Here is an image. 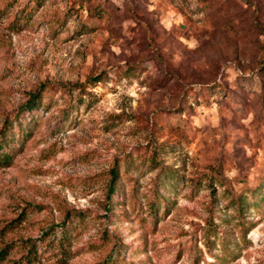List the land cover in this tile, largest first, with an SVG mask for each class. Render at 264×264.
I'll return each mask as SVG.
<instances>
[{
	"label": "rangeland",
	"instance_id": "374dc122",
	"mask_svg": "<svg viewBox=\"0 0 264 264\" xmlns=\"http://www.w3.org/2000/svg\"><path fill=\"white\" fill-rule=\"evenodd\" d=\"M0 246L264 264V0H0Z\"/></svg>",
	"mask_w": 264,
	"mask_h": 264
},
{
	"label": "trees",
	"instance_id": "16d2710c",
	"mask_svg": "<svg viewBox=\"0 0 264 264\" xmlns=\"http://www.w3.org/2000/svg\"><path fill=\"white\" fill-rule=\"evenodd\" d=\"M101 72L95 74V75H92L90 76L88 79L89 80H94V79H100L101 77ZM99 77V78H98ZM39 98V92L38 90H33L29 95L28 97L26 98V100L23 102V108L29 110V109H32L35 107L36 105V101L37 99ZM6 125H9V122L5 121L4 122ZM4 124L3 128L6 127V125ZM6 156H3V158H5ZM115 177H116V171L113 167H110L109 168V177H108V184H107V188H106V192L107 194H109L112 190H113V187H114V183H115ZM5 246V245H4ZM4 246H0V251L5 250L4 249Z\"/></svg>",
	"mask_w": 264,
	"mask_h": 264
}]
</instances>
